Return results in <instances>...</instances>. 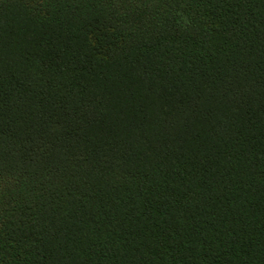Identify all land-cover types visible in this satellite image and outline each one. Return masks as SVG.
I'll return each mask as SVG.
<instances>
[{
	"label": "trees",
	"instance_id": "1",
	"mask_svg": "<svg viewBox=\"0 0 264 264\" xmlns=\"http://www.w3.org/2000/svg\"><path fill=\"white\" fill-rule=\"evenodd\" d=\"M0 264H264V0H0Z\"/></svg>",
	"mask_w": 264,
	"mask_h": 264
}]
</instances>
